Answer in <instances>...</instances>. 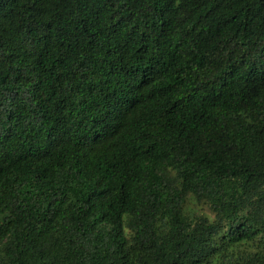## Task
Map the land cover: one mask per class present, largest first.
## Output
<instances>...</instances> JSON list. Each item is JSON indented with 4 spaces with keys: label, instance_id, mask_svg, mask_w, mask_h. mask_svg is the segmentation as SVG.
<instances>
[{
    "label": "trees",
    "instance_id": "16d2710c",
    "mask_svg": "<svg viewBox=\"0 0 264 264\" xmlns=\"http://www.w3.org/2000/svg\"><path fill=\"white\" fill-rule=\"evenodd\" d=\"M0 264H264V0H0Z\"/></svg>",
    "mask_w": 264,
    "mask_h": 264
},
{
    "label": "rangeland",
    "instance_id": "374dc122",
    "mask_svg": "<svg viewBox=\"0 0 264 264\" xmlns=\"http://www.w3.org/2000/svg\"><path fill=\"white\" fill-rule=\"evenodd\" d=\"M185 211L189 214H196V215H204L207 216L209 219L214 220L215 214L210 208L209 204L207 202L198 200L195 196L190 195L188 199L185 202ZM244 247L246 250H252L256 249L255 242L246 243L244 244Z\"/></svg>",
    "mask_w": 264,
    "mask_h": 264
}]
</instances>
